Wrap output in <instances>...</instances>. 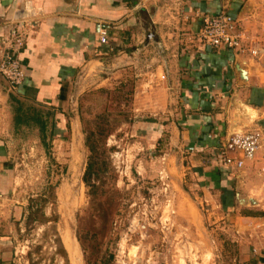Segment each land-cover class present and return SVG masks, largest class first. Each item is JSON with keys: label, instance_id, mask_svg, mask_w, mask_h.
I'll return each mask as SVG.
<instances>
[{"label": "crops", "instance_id": "crops-1", "mask_svg": "<svg viewBox=\"0 0 264 264\" xmlns=\"http://www.w3.org/2000/svg\"><path fill=\"white\" fill-rule=\"evenodd\" d=\"M256 6L264 4L244 0H0V35L9 23L23 18L31 21L18 54L26 69L24 83L12 89L0 77V264H11V228L22 209L8 196L14 178L3 163L14 154L15 143H41L37 125H16L20 103L51 112L45 123L53 135L47 132L45 140H64L65 127L81 119L73 107L75 99L97 77L109 82V87L129 77L135 82L138 109L162 114L149 118L151 125L166 127L170 144L185 143L187 151L200 159L202 176L219 175L212 178L215 188L219 187L217 193L214 190L219 206L220 196L227 198L235 190L236 197L238 183L240 190L253 193L256 207H242L234 198L233 210L238 214L228 231L238 250L235 264H264V183L260 176L264 167V57L257 60L212 47L200 37L204 15L225 11L245 25ZM103 26L109 30L105 44L99 40ZM238 61L247 71L246 81L236 68ZM243 106L255 110V116L243 113ZM247 127L260 128L263 142L256 158L235 175L220 165L216 152L230 133ZM32 132L37 134L30 138Z\"/></svg>", "mask_w": 264, "mask_h": 264}, {"label": "rangeland", "instance_id": "rangeland-1", "mask_svg": "<svg viewBox=\"0 0 264 264\" xmlns=\"http://www.w3.org/2000/svg\"><path fill=\"white\" fill-rule=\"evenodd\" d=\"M254 8L241 24L264 37V6ZM97 78L74 98L81 119L65 127L64 140L17 142L3 163L14 178L8 196L22 207L11 228V264H235L228 231L238 214L235 190L219 206L212 179L219 175L202 176L186 144H170L167 128L151 125L159 112L138 109L135 82L110 88ZM99 114L109 115L99 153L106 168L92 193L83 182L84 138Z\"/></svg>", "mask_w": 264, "mask_h": 264}, {"label": "built area", "instance_id": "built-area-1", "mask_svg": "<svg viewBox=\"0 0 264 264\" xmlns=\"http://www.w3.org/2000/svg\"><path fill=\"white\" fill-rule=\"evenodd\" d=\"M248 1L264 4V0H244ZM9 24L7 31L0 35V74L12 89H17L26 79V69L18 54L25 45L31 21L23 18ZM108 34L107 26L100 27L99 40L102 44L107 43ZM200 37L212 47H225L257 60L264 57V38L249 33L240 19L229 12L204 15ZM262 142L263 131L258 127L236 130L217 149L218 162L233 174L240 175L246 163L256 158ZM260 176L264 183V167L260 170ZM205 204L208 205V202Z\"/></svg>", "mask_w": 264, "mask_h": 264}, {"label": "trees", "instance_id": "trees-1", "mask_svg": "<svg viewBox=\"0 0 264 264\" xmlns=\"http://www.w3.org/2000/svg\"><path fill=\"white\" fill-rule=\"evenodd\" d=\"M123 84L125 83H121L120 86L122 87ZM50 116L51 112L48 110H40L35 108V106L20 103V108L15 115V122L17 126L24 124L29 126L37 125L41 136V143L47 146V143H51L45 140L47 132H49L47 131L46 119ZM108 116L109 115L99 114L96 120V127L85 131L84 144L88 148L90 154L84 171L83 182L92 193H96L100 188L102 173L106 168V164L102 162L103 159L99 156V153L101 150L100 142H102L100 136L106 134L105 127L107 125L105 122L108 121ZM49 133L53 135L52 131Z\"/></svg>", "mask_w": 264, "mask_h": 264}, {"label": "water", "instance_id": "water-1", "mask_svg": "<svg viewBox=\"0 0 264 264\" xmlns=\"http://www.w3.org/2000/svg\"><path fill=\"white\" fill-rule=\"evenodd\" d=\"M236 68H237L238 72L240 73L241 78L246 81L247 80V71L243 68V66L241 65V63L239 61L236 63ZM0 77H2V79H4V77L1 74H0ZM240 191L241 190H240V186L238 183V186L236 188V200L240 206L246 205V204H250L251 206L257 205V200L255 198L243 196Z\"/></svg>", "mask_w": 264, "mask_h": 264}]
</instances>
